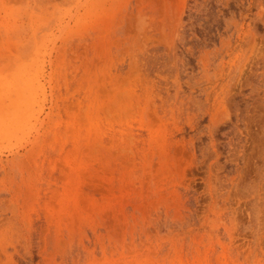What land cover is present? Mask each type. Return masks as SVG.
I'll return each instance as SVG.
<instances>
[{
    "label": "rangeland",
    "instance_id": "rangeland-1",
    "mask_svg": "<svg viewBox=\"0 0 264 264\" xmlns=\"http://www.w3.org/2000/svg\"><path fill=\"white\" fill-rule=\"evenodd\" d=\"M0 264H264V0H0Z\"/></svg>",
    "mask_w": 264,
    "mask_h": 264
}]
</instances>
